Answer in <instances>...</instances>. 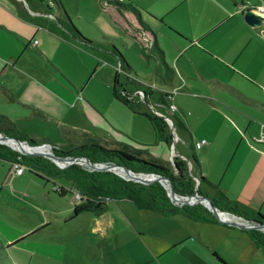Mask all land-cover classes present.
<instances>
[{
  "label": "crops",
  "instance_id": "0c3cea01",
  "mask_svg": "<svg viewBox=\"0 0 264 264\" xmlns=\"http://www.w3.org/2000/svg\"><path fill=\"white\" fill-rule=\"evenodd\" d=\"M58 1L61 8L50 0H0V114L39 144L71 145L81 131L137 141L139 130L147 132L144 117L113 97L115 73L119 80L126 77L124 87L131 93L141 88L170 92L166 102L174 105L172 112L186 130H173L181 142L179 147L173 143L175 154L185 158L192 151L203 177L264 216V139L259 136L264 134V26L246 24L237 9L264 5V0H167L162 6L94 0L82 12L79 5H69L71 0ZM67 12L90 44L60 25ZM135 54L151 57L145 73L138 71ZM9 165L0 159V193L13 196L19 180L40 182L21 173L6 184ZM202 189L212 194L210 187ZM122 205L114 203L117 212L109 214L108 204L99 213L82 211L104 212L95 227L141 241L137 253L117 252L111 264H264V251L243 229L136 207L124 214ZM50 221L48 215L36 216L28 230L7 241L15 243Z\"/></svg>",
  "mask_w": 264,
  "mask_h": 264
},
{
  "label": "trees",
  "instance_id": "16d2710c",
  "mask_svg": "<svg viewBox=\"0 0 264 264\" xmlns=\"http://www.w3.org/2000/svg\"><path fill=\"white\" fill-rule=\"evenodd\" d=\"M50 1L61 8L58 0ZM134 12L136 13L135 9ZM58 22L73 38L90 44V41L80 34L66 16L62 20L58 19ZM156 60L160 61L161 59L156 56ZM161 63L165 71L169 70V67L162 60ZM126 82V77L119 80L117 73H115L111 82L113 97L132 112L142 115L148 121L157 140L163 142L167 147L171 143L172 133L163 116H167L172 121L175 133L179 131L186 132L182 123L173 112L168 114L163 111V107L167 106L166 100L169 99L167 92H154L152 89L146 91L141 88L131 93L124 87ZM137 91H140L141 94H138ZM152 102L157 108L149 106L150 110L147 106L149 104L152 105ZM0 132L25 140L29 144H37L18 131L14 124L1 114ZM188 147L191 149L189 141ZM50 149L59 156H86L91 162L116 163L125 166L131 171L152 172L163 175L169 178L173 192L178 195H189L196 189L199 194L206 195L212 205L219 210L247 220L264 221V216L258 211L251 210L247 206L228 198L215 184L203 177L197 170L196 158L192 151L185 158H181L177 154L172 155L169 161L153 156L143 148L135 147L125 142L96 137L85 131L80 132V139L75 140L73 144L61 147L50 146ZM0 159L9 163L18 161L32 173L33 177L40 181L48 182L60 178L66 180L67 188L55 183H52V185H56V189L53 186L52 188L59 195H63L67 191L70 194H77V198L71 206L70 217L82 211L99 213L103 211L106 200L125 199L138 209L152 210L164 216L181 214L193 220L216 221L201 203L174 205L166 193V188L155 180L144 184L123 178L112 171L91 170L79 163H70L63 167H58L45 157L20 154L1 143ZM186 160L191 162L189 167L191 175L188 173ZM192 176L198 180L196 188ZM203 186L210 187L212 194H207L202 189ZM243 231L248 234L257 248L264 251L263 231L257 229H243Z\"/></svg>",
  "mask_w": 264,
  "mask_h": 264
},
{
  "label": "rangeland",
  "instance_id": "374dc122",
  "mask_svg": "<svg viewBox=\"0 0 264 264\" xmlns=\"http://www.w3.org/2000/svg\"><path fill=\"white\" fill-rule=\"evenodd\" d=\"M118 1L124 5H131L127 0ZM166 1L139 0L140 4L155 3L156 6L164 5ZM89 3H94V0H71L69 5L71 7L76 5V8L79 5L78 11L82 12L85 10V7H88ZM100 3L104 5L105 1L101 0ZM197 4L195 6L200 7ZM65 10L67 11L66 8ZM67 17L72 22L69 13ZM140 19L142 22H145L143 19H146V16L143 15V18L141 17ZM254 26L257 28L264 26V24ZM134 33L135 36L137 35L136 41L142 42V36L139 33L137 34L136 31ZM159 36L164 42L162 45L167 48V40L160 33ZM176 40L182 41L178 37H176ZM123 53L127 60L130 61L127 53L125 51ZM135 57L137 59L135 60V64L140 73H145L149 65L150 68L152 67L153 62L149 55L146 59L136 54ZM168 61H170L169 58ZM151 106L157 108L154 102H152ZM147 107L150 109L149 105ZM165 112L168 113L166 110ZM143 119L147 132L139 130L141 135H139L140 139L137 141H123L132 146L143 148L154 156L170 161L169 151L171 147L167 148L163 142L157 140L152 133L148 121L145 118ZM172 136L174 138L173 143L176 142L177 147H179L181 142L174 134ZM259 136L261 139L262 136L264 137V134L262 133ZM34 142L37 143V141ZM58 142H62V138ZM187 166L189 167L188 164ZM10 176L11 174L8 173L6 184L8 183V179L11 178ZM21 177L30 179L33 178V175L24 167ZM52 183L67 188V181L61 178L48 182L31 181L30 184L19 180L13 183V191L11 190L13 196L0 193V264H111V262L114 263L117 252L133 256L142 247L141 241L136 240L130 234H119L118 237H114L102 225L95 227L97 220L101 219L99 217H105L104 212L102 213L103 216H97L90 212H80L75 217L69 219L71 213V194L67 191L65 194L59 195L58 192L53 190ZM114 203L123 204L120 208L124 214L127 212V207L136 209L128 200L109 199L105 201V204L109 205L108 214L117 212L113 206ZM44 215H48L51 220L47 226H41L32 234L23 237L15 243H8L7 240L12 238L17 232L29 229L30 220L36 216ZM119 243L122 246L117 251L116 247ZM110 252L113 254V260Z\"/></svg>",
  "mask_w": 264,
  "mask_h": 264
},
{
  "label": "water",
  "instance_id": "95a60500",
  "mask_svg": "<svg viewBox=\"0 0 264 264\" xmlns=\"http://www.w3.org/2000/svg\"><path fill=\"white\" fill-rule=\"evenodd\" d=\"M242 19L244 22L248 25H259L261 23V17L254 11L250 10V8H244L241 12ZM173 136L171 137V143H170V155H176L175 151L173 150ZM6 140H13L16 145L20 146V148H13L11 145H8ZM0 143L5 144L9 146L11 149L16 150L20 154L24 155H38L45 157L49 160H51L55 165L58 167H63L70 163H79L85 165L87 168L91 170H108L112 171L119 176L131 179L133 181H137L140 183H150L152 181H158L160 184H162L166 188V193L171 200V202L174 205L180 206V205H191L194 203H201L203 206H205L208 211L211 213V215L215 218L216 221L219 223L237 227L240 229H257L264 231V221L260 220H247V219H239L233 214H229L226 211H222L217 209L212 203L210 202L209 198L206 195L199 194L196 189L189 194V195H178L173 192L170 184L169 178L152 172H135L131 171L130 169L126 168L123 165L116 164V163H103V162H91L86 156H75V155H69V156H59L53 153V151L49 148L50 145L47 143H40V144H29L25 140H20L16 137L9 136L5 133L0 132ZM25 145L26 147L30 148L29 150H24L21 148V146ZM43 147L46 148V150H38L36 148ZM119 167L122 170L121 173H117L113 170V168ZM188 173L190 174L189 167L187 166ZM191 175V174H190ZM194 179V186L196 188L198 184L197 178L192 176ZM220 213H224L227 216L225 218L220 217Z\"/></svg>",
  "mask_w": 264,
  "mask_h": 264
},
{
  "label": "built area",
  "instance_id": "2783aa9c",
  "mask_svg": "<svg viewBox=\"0 0 264 264\" xmlns=\"http://www.w3.org/2000/svg\"><path fill=\"white\" fill-rule=\"evenodd\" d=\"M238 11H242L244 9V5L243 4H239L238 5ZM250 10L256 12L260 17L261 20L264 19V5H255L250 7ZM138 94H141L140 91H137ZM170 94V92L168 93ZM168 112H172L174 110V105L170 102L167 103V107H166ZM163 118L165 119V121L167 122L171 133L173 134V125H172V121L167 117V116H163ZM261 139H264V137L262 136ZM200 144V142H195V147H198ZM23 165L20 164L18 161H11L10 165H9V173L12 174H21L23 172ZM54 189H56V185L53 186ZM77 198V194L76 193H72L71 194V203H73V201Z\"/></svg>",
  "mask_w": 264,
  "mask_h": 264
},
{
  "label": "bare ground",
  "instance_id": "6f19581e",
  "mask_svg": "<svg viewBox=\"0 0 264 264\" xmlns=\"http://www.w3.org/2000/svg\"><path fill=\"white\" fill-rule=\"evenodd\" d=\"M7 142V144L8 145H11L13 148H17V147H20V146H18V145H16L15 144V142L13 141V140H6ZM21 148H23L24 150H29L30 148H28V147H26L25 145H23V146H21ZM19 149V148H18ZM36 149H38V150H46V148H43V147H38V148H36ZM113 170L115 171V172H117V173H121L122 174V170L119 168V167H115V168H113ZM220 215V217H222V218H225L227 215L226 214H224V213H220L219 214Z\"/></svg>",
  "mask_w": 264,
  "mask_h": 264
}]
</instances>
